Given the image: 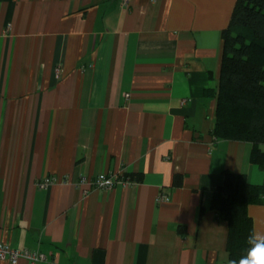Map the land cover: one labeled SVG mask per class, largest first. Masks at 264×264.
Returning a JSON list of instances; mask_svg holds the SVG:
<instances>
[{
    "label": "crops",
    "instance_id": "1",
    "mask_svg": "<svg viewBox=\"0 0 264 264\" xmlns=\"http://www.w3.org/2000/svg\"><path fill=\"white\" fill-rule=\"evenodd\" d=\"M235 3L0 0V241L40 264H229L213 194L226 171L264 184L252 143L212 132ZM102 172L129 181L78 185ZM246 213L264 235V198Z\"/></svg>",
    "mask_w": 264,
    "mask_h": 264
},
{
    "label": "trees",
    "instance_id": "2",
    "mask_svg": "<svg viewBox=\"0 0 264 264\" xmlns=\"http://www.w3.org/2000/svg\"><path fill=\"white\" fill-rule=\"evenodd\" d=\"M223 53L215 90L212 132L217 138L252 143L250 160L264 172V0H236L222 32ZM264 184L245 174L225 172L213 194L211 208L227 223L229 264L246 256L253 234L246 213L251 202H263Z\"/></svg>",
    "mask_w": 264,
    "mask_h": 264
},
{
    "label": "built area",
    "instance_id": "3",
    "mask_svg": "<svg viewBox=\"0 0 264 264\" xmlns=\"http://www.w3.org/2000/svg\"><path fill=\"white\" fill-rule=\"evenodd\" d=\"M56 180V177H46L40 182V186L45 187ZM127 177L120 173H98L95 176H81L78 180V185L96 187L98 189L111 190L117 183H127ZM85 187L83 192H87ZM157 201L168 200V196L160 193L156 199ZM0 259L7 260L10 264H16L20 259L25 260L28 264H40L46 260L45 253L38 249L29 248H15L9 243L0 241Z\"/></svg>",
    "mask_w": 264,
    "mask_h": 264
},
{
    "label": "clouds",
    "instance_id": "4",
    "mask_svg": "<svg viewBox=\"0 0 264 264\" xmlns=\"http://www.w3.org/2000/svg\"><path fill=\"white\" fill-rule=\"evenodd\" d=\"M247 242L250 247L246 256L231 261V264H264V235L252 234Z\"/></svg>",
    "mask_w": 264,
    "mask_h": 264
}]
</instances>
